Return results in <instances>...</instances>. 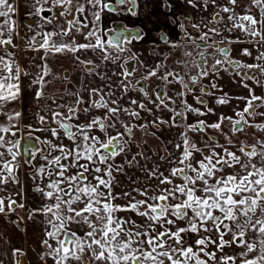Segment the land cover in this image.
I'll use <instances>...</instances> for the list:
<instances>
[{
	"label": "snow or ice",
	"instance_id": "snow-or-ice-1",
	"mask_svg": "<svg viewBox=\"0 0 264 264\" xmlns=\"http://www.w3.org/2000/svg\"><path fill=\"white\" fill-rule=\"evenodd\" d=\"M125 3L131 5L128 14L136 16V0H34L35 15L51 12L52 18L41 19L51 24L63 18L64 23L29 39L27 50L42 53L33 58L41 61L31 66L37 70L29 72L11 51L18 34L12 18L17 7L12 0H0V185L19 183V157H27L33 180L39 178L35 191L49 201L29 213V219L36 214L46 218L44 264L49 259L52 264H264V95L248 83L264 87L257 77H264V0H186L192 8L210 12L191 24L197 35L179 25L184 40L198 50L191 63L199 71L185 73L187 80L165 62L187 66L189 61L168 53L149 66L130 47L143 39L139 33L105 27L103 14L115 13ZM236 31L248 39H232ZM162 39L173 50L180 47L167 36ZM233 43L253 45L255 54L252 48L239 51L255 62L235 59ZM68 55L81 66L77 80L57 76L49 66L50 56ZM183 56L193 53L186 50ZM229 69L248 89L235 98L243 106L212 123H188V114H215L203 99L214 92L200 86L197 96L195 86ZM153 79L159 81L155 87ZM56 80L66 86L49 93ZM25 88L32 89L38 127L22 123L23 110H15ZM211 88L218 85L212 82ZM189 96L201 107H193ZM231 99L225 93L215 102L226 105ZM164 112L171 115L164 119L157 114ZM165 125L183 129L179 139L165 142L166 155L150 153L147 140L137 133L155 136ZM35 133L46 135L42 139ZM33 140L47 151L34 147ZM158 161L167 167L161 170ZM129 168L141 171L143 182L133 179ZM121 175L128 176L129 186L117 192ZM16 208L24 205L0 198V213ZM23 256L20 248L12 251L14 264H23Z\"/></svg>",
	"mask_w": 264,
	"mask_h": 264
},
{
	"label": "flooded vegetation",
	"instance_id": "flooded-vegetation-1",
	"mask_svg": "<svg viewBox=\"0 0 264 264\" xmlns=\"http://www.w3.org/2000/svg\"><path fill=\"white\" fill-rule=\"evenodd\" d=\"M111 3L115 4L116 0H110ZM131 5L128 3H125L122 6H117L116 12L115 13H104V25L105 27H110L113 29H121L124 27H127L130 29L133 33H139L143 39L139 42H133V44L130 46L133 51H136L140 54V57L142 60L145 61L149 66L151 64L157 63L159 59L162 58L163 54H168L171 53L173 57H176L182 61L187 60L189 63L187 66H185L183 63L180 65H176L175 60H171L170 62L166 61L165 63L170 69H174L175 71L179 72L180 75L185 76V79H188V76L185 75V73H188L189 75H197L199 69L196 67L195 64L191 63V60L196 56V52L198 50L194 49L190 43H187L182 35L181 29L179 25L181 23L184 24L185 28L187 29L188 32H190L192 35H197L198 33L191 27L192 23H197L196 16L194 17V13H192L191 7L185 3V0H136V9L135 11L137 12L136 16H132L128 14L127 9L130 8ZM46 14L47 12H43L41 14ZM186 17H193V21L187 19ZM163 36H167L169 40H172L174 42H177L180 47H178L176 50H173L168 44L164 42L162 39ZM76 39L80 40L83 42L82 37L79 35H76ZM223 46V45H221ZM241 48H244V46ZM240 48V49H241ZM192 51L193 56L192 57H184L183 52L184 51ZM11 51H14V48L11 49ZM157 53H160L161 56L158 57ZM177 53L179 55L177 56ZM127 55V54H125ZM232 55V51H231ZM243 57V55H242ZM242 57H237V60H242ZM48 58V62H49ZM57 68L60 69V74L65 75L67 74L69 77H71L73 80H77L78 77L81 76V66L75 63V61L71 58L70 55L68 56H57ZM73 60V63L69 66L68 68H65L66 62ZM54 61V59H53ZM50 61V62H53ZM52 65V63H50ZM212 63V58L208 57L207 60V65H210ZM138 67V65H137ZM140 71H143L141 69ZM139 75V72L137 73V76ZM225 74L224 71H221L218 76H210L209 78H206L200 82L199 85L195 86V94L197 96L200 95L199 92V87L200 86H207L208 90L210 91L211 83L215 82L218 85L217 89H220L222 93H220V90L218 91L219 96H223L225 93L231 97L228 92L225 91L224 89V84H225ZM55 81L53 82V84ZM147 83V82H146ZM159 83V81L153 79L151 81V87H155V85ZM64 85L66 86L65 82H62L60 80L59 84V90L57 91H62ZM50 86V85H49ZM69 86V85H67ZM177 89L179 88V85L175 86ZM51 93V91H48ZM54 92V91H53ZM211 92V91H210ZM132 96H136V93L133 92L131 93ZM203 99L206 101L207 107H209V102L205 97ZM189 103L193 105V107H201L200 105L195 103V100L189 96L188 97ZM216 101V100H215ZM214 101V108L221 106V105H216V102ZM151 106V105H150ZM214 109L213 107H209ZM158 115H162L164 119H167L171 113L164 112V113H157ZM145 118L147 120H151L152 117H149L147 113H143ZM194 114H192L193 116ZM191 114H188V123H191L190 117ZM200 119H204L201 117ZM227 124V123H226ZM165 128H168L166 125L161 126V129L156 132L155 136L148 135V136H143L142 133H137L138 139L141 140H147V147L149 151H152L154 148H163L165 147L164 141L165 139H168L170 136L173 137V140H178L179 137L176 132L182 131L183 129H177V128H171V134L169 136L165 137L164 130ZM154 130V129H153ZM227 130V126L225 128ZM39 135V133H35L34 135ZM42 133H40L41 135ZM211 135H216V133H210ZM194 135V139H196L198 142L200 141V136L199 135ZM165 138V139H164ZM23 143L26 141H22ZM34 147L36 148H43L44 146L37 143L35 140L31 141ZM27 157L21 156L19 157V162L20 165H24V160ZM34 163V162H33ZM28 166V164H25ZM34 168L30 167L27 168V171L33 170ZM27 181H33V175L28 174L27 175ZM33 186V185H32ZM30 187V189L32 188ZM30 189L27 193V195L30 194ZM30 196V195H29ZM29 199V197H28ZM28 205V204H27Z\"/></svg>",
	"mask_w": 264,
	"mask_h": 264
},
{
	"label": "rangeland",
	"instance_id": "rangeland-1",
	"mask_svg": "<svg viewBox=\"0 0 264 264\" xmlns=\"http://www.w3.org/2000/svg\"><path fill=\"white\" fill-rule=\"evenodd\" d=\"M33 2H34V0H12V3L15 4L16 7H17V11H16L15 15L12 17L16 21V28H17V33H18L15 36V38H14V43H15L16 46L17 45L19 46V48L14 47V51L13 52L15 53V59L20 58L22 54H24L22 57L29 58V60L27 59V63H26L27 65L25 64L23 66V67L27 68V70L29 72L37 70V69H34L31 66L33 65V63L39 64V63H41V61L39 59H35L34 60L33 58H36L39 55H42V53H37V52H34V51L27 50L28 42L27 43H23L24 37L28 36V37L31 38L33 35H36V33H38V32L50 31L53 28H56L57 30H59V26L63 24L62 23L63 22L62 18H60L59 20L53 19V23L48 24L44 20H42L41 16H40V18L38 19V21H37L35 26H33V27L26 26L25 20L27 18H31L33 15H35L34 14V8H33ZM220 2L223 3L224 0H220ZM185 3H186V0H185ZM240 3L241 4L248 3V0H240ZM44 7L47 8V7H50V5H44ZM189 7H191V6H189ZM55 10H57L56 13L58 15L59 9H55ZM191 10H192V13H194V17L196 16L197 23L200 21L201 16L210 15V12L209 13H204V12H201L198 9H194L192 7H191ZM210 11H214V10H210ZM237 11H241V9L237 8ZM47 13L50 14L51 12H47ZM34 17H39V16L36 15ZM191 20L193 21V17H192ZM0 22H3V18H0ZM225 35H229V34L225 33ZM230 36H231L232 39H236V37H239L241 40H245V41L248 39L247 37L243 36V34H241L239 31H236V32L230 34ZM40 39H41V37L37 36V42H39ZM241 46L242 47L244 46V48H252L254 54L256 52L255 47L253 45L249 44V43H233L230 46V48H231V51H232V56L235 59L237 57H242V54L239 51ZM241 49H243V48H241ZM81 55L83 56L85 54L82 53ZM88 55L92 59H94L97 62H99V57L91 55V54H88ZM49 58H50L49 62L53 61V59H54L53 62H50V63H52V65L49 64V66L53 69V71L58 76V74L60 73V69L57 68V60H56L57 57H51L50 56ZM71 62L73 63V60H70V61L66 62L65 68H68L67 66L71 65L72 64ZM241 62L253 63L255 61L252 58H250V57H244L243 56ZM109 67H112V66L109 65ZM208 67H209V65H208ZM224 74L226 75L225 76L224 89H225L226 92H228V94L231 96L232 99H231V102L229 104L221 105V106H218V107L214 108V106H215L214 105V101L216 100V97L219 96L218 91L220 89H212L210 87V91L214 92V95L213 96H207L205 98L209 102V104H208L209 107H213L214 108L213 110H214L215 114L208 113L206 116H203L204 120H206L209 123L215 122L217 120V118L221 114L228 115V116L233 115V109L234 108L243 106V102L239 101V100H237L235 98L236 97H240V96H245L248 93V89H246V88H244L242 86V82L240 81L239 77H234V74L231 72V69H229V71H227V72H224ZM59 76H62V74H60ZM257 77L259 79H261L262 82H264V77H260L258 73H257ZM87 79L91 80V77H88ZM29 80H30V78H29ZM26 83H27V81H26ZM99 83H100V81L97 79L96 80V84H99ZM248 83L251 84L252 87L255 88V91H256L257 95H264V87L257 86L255 84H253L252 81H248ZM59 84H60V80H56L55 83L52 84L55 87V90H56L53 93L61 92V91H57V90H59L58 89L59 88ZM77 86H78V84L77 85H69L68 87L75 88ZM64 87H65V85H64ZM48 91H52V89H50V87H48ZM222 91H223V89H222ZM222 91L220 90V93H222ZM31 93H32V89L25 88V98H24L22 103L21 102H17L16 103L15 110L16 111L23 110L24 116L22 117V123H25V124H26V122L27 123H32L34 126L38 127L39 125L36 124V121L33 118V113L36 111V103L34 102ZM130 95H131V93H130ZM29 96H30V98H29ZM22 104H23V108L24 109H22ZM216 105H218V104H216ZM20 107H21V109H20ZM149 107H151V106L149 105ZM149 117H151V116H149ZM189 117H190V121H192L191 123H194L195 121H197L198 119L201 118V117H198L196 115L192 116V114ZM0 119H3V117H0ZM209 131L212 134L215 133L212 130H209ZM164 133H165V137L169 136L171 134V129L170 128H165ZM176 133H178V132H176ZM24 135H26V133H24ZM45 135L46 134H41V135H40V133H39V135L37 134V136H40L42 139L44 138ZM166 141H175V140H173V137L170 136L168 139H165L164 144H165ZM66 143H67V141H66ZM168 147L172 148V144H168ZM43 148H44V151L46 152L47 149L45 147H43ZM163 149H164V147L163 148H154L152 151H149V152L151 153L153 151L159 150L161 155H166V153L163 151ZM154 159H155V157H154ZM33 162H34V164L36 163V161H33ZM158 163H160L162 165V169L161 170H164V168L167 167V165H164L162 161H158ZM149 166H151V162H149ZM21 167H23V173L25 175V178L27 177L28 174L29 175L30 174L33 175L34 169L31 170V171H27L26 170L27 168H29V165L28 166L21 165ZM127 171L132 176L133 179L139 178L141 180V182H143L144 174L141 171H139L138 169H132V168L127 169ZM119 181H120V184L117 186V189H116L117 192L122 191L124 188H127L129 186L128 176H123V175L119 176ZM37 182H39V178H37L36 180H33L32 182L31 181H29V182L27 181V183H26L27 184V188H29V189L33 185L32 188L30 189V194H29L30 196L28 195L29 204L32 206L33 210L34 209H38V208H42L44 206V204L49 203V201H46L42 197V195L40 193L35 191V186H36ZM34 227H35V229L38 230V237H40V246L41 247L39 248L40 250H37V254L34 255V259H33V262L31 264H44V262H42L40 260V255L44 254L45 251H46L44 249L43 245H42V239L44 238L45 228H46V218H45L44 215L39 214V220H37L35 222L33 228ZM73 227L75 228L77 226L73 225ZM47 264H52V261L49 259L47 261Z\"/></svg>",
	"mask_w": 264,
	"mask_h": 264
},
{
	"label": "crops",
	"instance_id": "crops-1",
	"mask_svg": "<svg viewBox=\"0 0 264 264\" xmlns=\"http://www.w3.org/2000/svg\"><path fill=\"white\" fill-rule=\"evenodd\" d=\"M56 11L57 10H54L55 13ZM34 16L36 15L26 19H35L31 23H27L25 21L26 26H35L40 16L52 18L53 13L39 14L37 15L39 17ZM62 23H64V21ZM29 39L30 37L28 36L24 37L23 43H27ZM16 48H19V46L17 45ZM23 55L24 54H22L20 58L16 59L21 66H24L27 63V59L29 60V58L22 57ZM49 87L52 89L51 93L56 91L53 85H50ZM22 109H24L23 104ZM19 135L20 134H18V136ZM21 165L16 173L19 183H12L9 181L7 184L0 185V198L5 199V203H7L10 198L24 205V208H16L15 211L11 212L6 210L5 213H0V264H14L12 251L16 248L22 249L25 253V256L20 258L23 260V264H31L34 259V255L37 254V250H40L39 248L41 247L38 230L35 229V227L33 228L35 222L39 220V214H36L29 219V213L33 210V208L29 204V199L27 198L29 188H27V177L25 178L23 167H21Z\"/></svg>",
	"mask_w": 264,
	"mask_h": 264
},
{
	"label": "water",
	"instance_id": "water-1",
	"mask_svg": "<svg viewBox=\"0 0 264 264\" xmlns=\"http://www.w3.org/2000/svg\"><path fill=\"white\" fill-rule=\"evenodd\" d=\"M35 19H29V20H25L27 23H31L33 22Z\"/></svg>",
	"mask_w": 264,
	"mask_h": 264
}]
</instances>
